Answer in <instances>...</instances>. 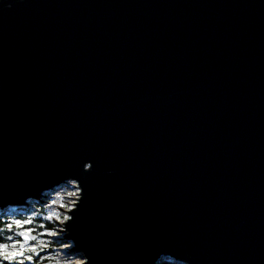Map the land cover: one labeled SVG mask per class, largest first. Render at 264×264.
Returning a JSON list of instances; mask_svg holds the SVG:
<instances>
[{"label":"water","instance_id":"1","mask_svg":"<svg viewBox=\"0 0 264 264\" xmlns=\"http://www.w3.org/2000/svg\"><path fill=\"white\" fill-rule=\"evenodd\" d=\"M70 181L83 264H264V0H0V210Z\"/></svg>","mask_w":264,"mask_h":264},{"label":"rangeland","instance_id":"2","mask_svg":"<svg viewBox=\"0 0 264 264\" xmlns=\"http://www.w3.org/2000/svg\"><path fill=\"white\" fill-rule=\"evenodd\" d=\"M75 182L61 185L50 192L41 201L29 199L22 207L5 208L0 212V220L10 229L6 234V240L0 245H11L14 241L22 240L19 235L25 232L36 237L30 240V245H41L37 248L39 256H33V264L37 261L42 264H77L83 259L77 254L68 253L71 247L70 241L61 240L63 226L61 222L67 216V210L73 206L77 187ZM31 253H26L30 255ZM8 262H2L7 264Z\"/></svg>","mask_w":264,"mask_h":264},{"label":"snow or ice","instance_id":"3","mask_svg":"<svg viewBox=\"0 0 264 264\" xmlns=\"http://www.w3.org/2000/svg\"><path fill=\"white\" fill-rule=\"evenodd\" d=\"M23 239L14 241L11 245H0V264L8 262V264H25V261H32L33 256H39L37 248L41 245H30V240H35L36 237L30 236L25 232L19 234ZM26 253H31L26 255Z\"/></svg>","mask_w":264,"mask_h":264},{"label":"trees","instance_id":"4","mask_svg":"<svg viewBox=\"0 0 264 264\" xmlns=\"http://www.w3.org/2000/svg\"><path fill=\"white\" fill-rule=\"evenodd\" d=\"M8 232H10V229L5 225V222L0 220V242H4L7 239L5 236H6V234H8ZM39 262L40 261H37L36 264H42ZM33 264H35V263H33ZM158 264H178V263H175L171 259H163Z\"/></svg>","mask_w":264,"mask_h":264},{"label":"bare ground","instance_id":"5","mask_svg":"<svg viewBox=\"0 0 264 264\" xmlns=\"http://www.w3.org/2000/svg\"><path fill=\"white\" fill-rule=\"evenodd\" d=\"M46 194V193H45ZM77 196H78V194H77ZM77 196H75V197H77ZM75 200H76V198H75ZM11 207H16V206H11ZM22 207V206H21ZM71 207V206H70ZM8 208H10V207H8ZM3 210H5V209H3ZM3 210H0V212L1 211H3ZM62 225V224H61ZM70 248V247H69ZM84 263V262H83ZM77 264H82V262H79V263H77Z\"/></svg>","mask_w":264,"mask_h":264},{"label":"clouds","instance_id":"6","mask_svg":"<svg viewBox=\"0 0 264 264\" xmlns=\"http://www.w3.org/2000/svg\"><path fill=\"white\" fill-rule=\"evenodd\" d=\"M89 167H88V169H90V167H91V165L90 164H87Z\"/></svg>","mask_w":264,"mask_h":264},{"label":"flooded vegetation","instance_id":"7","mask_svg":"<svg viewBox=\"0 0 264 264\" xmlns=\"http://www.w3.org/2000/svg\"><path fill=\"white\" fill-rule=\"evenodd\" d=\"M8 264V263H7ZM25 264H30V263H27V262H25ZM36 264V263H35Z\"/></svg>","mask_w":264,"mask_h":264},{"label":"built area","instance_id":"8","mask_svg":"<svg viewBox=\"0 0 264 264\" xmlns=\"http://www.w3.org/2000/svg\"><path fill=\"white\" fill-rule=\"evenodd\" d=\"M74 186H75V185H74ZM76 193H78V189H77Z\"/></svg>","mask_w":264,"mask_h":264}]
</instances>
